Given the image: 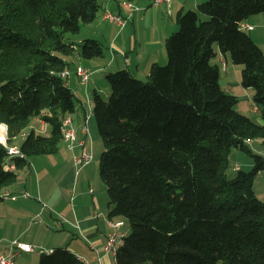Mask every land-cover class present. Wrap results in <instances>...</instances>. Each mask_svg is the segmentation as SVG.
<instances>
[{"label": "trees", "instance_id": "1", "mask_svg": "<svg viewBox=\"0 0 264 264\" xmlns=\"http://www.w3.org/2000/svg\"><path fill=\"white\" fill-rule=\"evenodd\" d=\"M101 9L100 0H0V124L8 145L23 136L24 156L8 169L0 142V202L20 166L59 151L64 120L77 107L62 72L77 51L89 59L104 55L97 40L79 50L66 35L80 33ZM259 13L264 0H206L199 11L180 12L179 30L165 40V66L154 63L146 82L128 70L108 74L107 100L95 91L110 217L131 227L117 264H264V200L254 191L264 157L250 148L254 140L264 144V123L236 109L237 96L221 87L220 68L211 62L217 43L244 66L241 83L254 88L264 121V51L240 28ZM33 119L51 133L30 129ZM233 149L248 151L254 165L230 178ZM37 264L81 262L59 247L44 251Z\"/></svg>", "mask_w": 264, "mask_h": 264}, {"label": "crops", "instance_id": "2", "mask_svg": "<svg viewBox=\"0 0 264 264\" xmlns=\"http://www.w3.org/2000/svg\"><path fill=\"white\" fill-rule=\"evenodd\" d=\"M124 2H118L113 12L121 15L127 20L132 16V25H134L137 18L136 11L139 9L135 10L134 8L125 7L123 5ZM108 3L111 10L113 7L112 0H107L106 5H108ZM130 3H132V1ZM175 4L174 6L177 8V2H175ZM195 5H200L199 0H197ZM161 6H165L171 16L176 11L175 9L173 10V1L170 4L164 3ZM106 7L107 6L104 8L103 6V19L107 11H109ZM183 11L184 7H181L176 13L178 15V13ZM247 23L253 25L250 22ZM113 24L118 28L120 27L117 23ZM172 28L176 29L177 25H173ZM169 31L171 30L164 26L163 33L158 37L166 40L170 33ZM155 41L156 40L149 38L147 47L140 44L137 48L136 42L133 46L128 45L127 42L117 44L114 39L111 38L109 46L110 57L108 61L103 63V67L98 66L93 72H104L106 74L108 73L107 71H109L108 74H110L119 70H128L136 75L140 71H148L147 73L149 75L150 68L154 63L160 64L167 59L165 46L162 50H156L154 47ZM142 49L146 50L143 51ZM134 51H137V54L132 53ZM226 64L228 67L227 57ZM136 77L139 78V76ZM74 81L79 83L77 76H75ZM238 83L237 79L234 84ZM68 85L72 88L71 80L68 82ZM73 90L78 99H80L81 95L78 90ZM86 93L88 95L86 100L90 99L89 93L87 91ZM230 93L233 94L232 92ZM255 108L257 109L256 106ZM255 108L253 110H255ZM87 109L85 102L81 99V105H79V107L77 106L75 113L70 116L76 128L78 139L85 141L86 149L89 135L91 134L92 137H95L96 132V123L93 120V115L87 120V116L90 115V110ZM36 122L37 125L42 126L43 130L44 126L47 128V124L43 121L36 119ZM85 124L89 127L88 134L83 131V126ZM32 128L37 130L34 125L30 126V129ZM15 141L14 146H20L21 142L16 144ZM61 144H63L62 147ZM61 144L59 151L53 156L57 158L62 148L67 149V155L70 156V169L61 170L63 174L61 175V179L56 185L46 190V201L43 198L45 189H43L41 185H37L34 189V186L28 188L27 184L16 183L3 190L9 192L11 196H16V199L9 197L0 202V252H8L10 242L19 239L44 250L21 253L17 257V264H37L44 251L50 253L59 247L68 248L74 252L77 257L85 258L94 264L99 262L98 259H101L103 264H117L116 257L112 252H108L105 246L108 234L113 229L110 225V220L125 221V219L122 217H110L113 205L110 203L105 183L103 182L105 187L100 185L97 181L98 173H93L90 169H87V167L80 170L77 174L76 170L71 167L73 163L71 160L73 158L71 151L66 145L67 143L64 141ZM73 150L80 153L82 148L77 146L75 149H72V151ZM72 153H74V151ZM26 162L24 165H26ZM11 163L16 167V160L13 161L11 159ZM31 164L29 165L30 170ZM15 167L13 169H15ZM26 172L27 171L24 170V174H26ZM90 189H93V192H91ZM25 193H29V196H26ZM48 210L49 216L52 219L51 222H53L55 229L62 230L61 233L52 234L51 230L48 231L49 228H51L50 221L46 218ZM43 217L46 220H40L39 222V219ZM45 221L46 225L43 224ZM126 226L127 224L125 221L124 225L119 230L128 234V230L125 229Z\"/></svg>", "mask_w": 264, "mask_h": 264}, {"label": "rangeland", "instance_id": "3", "mask_svg": "<svg viewBox=\"0 0 264 264\" xmlns=\"http://www.w3.org/2000/svg\"><path fill=\"white\" fill-rule=\"evenodd\" d=\"M125 1V0H124ZM123 0H112L113 7L110 10L109 3L106 5L107 0H100V3L102 4V9L98 13L97 18L92 22L91 24H83L80 33L76 34H67L66 40L67 41H74L76 44L77 49H81L83 45L86 43V40L92 39L97 40L99 44L102 46V50L104 51V55L100 57H96L93 59L85 58L81 56L80 52L77 51L74 56L70 57L69 60L72 64V67L70 68L71 75L67 77V82L71 80L72 82V88L77 89L80 93L81 97L78 99L76 96V106L79 107L81 105V99L83 102H85L87 108L90 110L89 113L94 108L95 101H94V93L95 91L99 92L104 99H108L109 95L111 94L110 85L107 81V74L108 73H94L93 70H95L98 66L103 67V63L107 62L109 59L110 51L109 46L111 42V38L114 39V41L117 44H121L124 42H127L128 45L133 46L134 43H137V48L142 44L143 46L147 47L148 39L151 38L152 40H156L154 47L156 50H162L165 46V40L160 39L158 36H160L163 33L164 26H166L170 33L168 35L171 36L173 33L177 32L180 28L179 23L177 22V10H179L181 7H184L183 12H187L189 10H195L199 11V6H196L195 3L197 0H172L173 1V10L175 9V13L171 16L168 13V10L165 6L160 5H154L153 0H133L132 3L136 7H138V11H136V21L134 25H132V16L128 19L127 24L124 27H117L115 24L116 22H112L110 20H105L102 18V15L104 13L103 6H107V13L116 14L113 11L116 9L118 2H124ZM206 1V0H205ZM203 0H199L200 4L205 2ZM177 2V8H175ZM175 4V6H174ZM135 12V11H134ZM200 18L202 21L208 20L209 16L205 15L203 13H200ZM247 22H250L254 26V30L248 31V33L252 36L254 41L263 49L264 51V13H259L256 15H252L249 19H247ZM129 25V26H128ZM177 25L176 29H173L172 26ZM132 27V28H131ZM158 37L157 39H155ZM167 37V38H168ZM214 49L216 51V56L212 59V64L218 65L220 68V85L226 92H232L235 96H237L239 102L236 105V109L251 117L254 121L258 122L259 124H263L264 121L261 117V113L259 109L257 110L255 108V103L253 100V96L255 93L254 88H245L241 83L242 78V70L243 65L235 64L232 60V57L230 53L224 54L219 45L216 43L214 45ZM145 51L146 49H142ZM134 54H137V51L132 52ZM167 55V52H166ZM124 56V54H123ZM144 56V55H143ZM226 57L228 59V67L226 64ZM168 63V57L166 61H162L161 66H165ZM81 65L84 68L90 69L93 73L91 75V79L87 83V85L81 83L79 80V83L74 81L76 74V68ZM148 72V71H147ZM140 71L134 76H139V79L146 82L148 78V73ZM79 79V78H78ZM238 79V84H234L235 81ZM100 88V89H99ZM230 90V91H229ZM86 91L89 93L90 99L86 100V97H88ZM90 100V101H89ZM255 108V110H253ZM87 109V110H88ZM256 111V112H255ZM94 122L96 123V119L93 117ZM36 127V129L41 132L42 134L49 135L51 133V128L49 125H47V128L44 126V130L42 129L41 125H37L36 119L32 120V124ZM29 132V129L26 130ZM0 135L3 136L0 137V140L7 141L8 139V130L6 125L0 124ZM17 139V140H16ZM15 142L16 144H19L22 137L16 138ZM87 143V152L90 155V161L85 167L87 169H90L93 173L97 172V181L100 185L105 187L101 176H100V161H101V155L105 150L104 140L102 139L101 135L99 134L97 124H96V132L95 137H92L91 134L89 135ZM64 142V141H63ZM66 142V141H65ZM6 143V142H5ZM68 149L71 151L72 154V160L73 162L71 164V167L76 170V173L78 171V167L75 164L74 157L77 151L73 150L74 153H72V148L68 145V142H66ZM63 144H61V147ZM250 148L255 154H260L264 157V144L261 140H254L250 142ZM68 151L65 148H62L59 152V155L57 158H54L53 155H39L31 158V162H26V165L20 166L19 169L16 170V180L13 183L14 185L17 184H27L28 188L31 186H34V189L37 187V185H41L43 189H45V193L43 195L44 200L46 201L47 193L46 190L58 183V181L61 179L62 172L61 170H69L70 169V156L67 155ZM70 154V155H71ZM56 159V160H55ZM13 159V161H15ZM230 167L227 170V175L230 178H233L236 176L237 168L239 167L243 171H250L254 165V158L248 151H244L241 149H233L230 155ZM32 163V164H31ZM31 164V170L30 165ZM84 167V168H85ZM82 168V169H84ZM81 169V170H82ZM24 170L27 171L26 174H24ZM60 171V172H58ZM21 172V173H20ZM32 174V176H31ZM11 184V185H13ZM10 185V186H11ZM254 191L256 193V196L260 200H264V171L255 179L254 182ZM6 193L7 191H3ZM34 192V191H33ZM3 198L2 201H4ZM1 201V202H2ZM46 218L50 221V226L48 231H52V234L61 233L62 230L55 229V226L53 225V222L51 217L49 216V210L46 214ZM40 220H46L44 217L39 219ZM126 221V228L128 230V234L131 232V227L129 223ZM46 225V221L43 223ZM38 250L37 252H39ZM17 264V259H16ZM19 264V263H18Z\"/></svg>", "mask_w": 264, "mask_h": 264}, {"label": "built area", "instance_id": "4", "mask_svg": "<svg viewBox=\"0 0 264 264\" xmlns=\"http://www.w3.org/2000/svg\"><path fill=\"white\" fill-rule=\"evenodd\" d=\"M164 3L170 4L171 0H154V5H160V4H164ZM123 5L125 6L124 3H123ZM136 9H138V8H136ZM104 19L110 20L112 22H116L121 27H124L128 22V20L126 18L122 17L121 15L112 14V13H107ZM240 28L242 30H247V31L254 30V26L250 25L246 22L241 23ZM92 73L93 72L90 69L84 68L81 65H79L76 68L77 77L79 78L81 83H83L85 85H87V83L91 79ZM70 75H71V71L68 68L66 77H69ZM90 117H91V113H90V115L87 116V120H89ZM65 120L68 123V132H69V140L66 142L69 143V146L72 149H75L77 146L82 148V151L80 153H77L74 157L75 164L78 167V171H77V174H78L79 171L82 168H84L85 165H87L89 163L90 155L87 152L85 141L78 139L76 130H70L71 118L68 117ZM83 131L86 134L89 133V127L87 124H85L83 126ZM16 152H19L22 154L21 150L16 151ZM13 166H14L13 164H8L7 168L12 169ZM90 191L93 192V189H90ZM25 195L29 196V193H25ZM9 197L16 199V196H11L10 194H7V196H3V198H9ZM124 223H125V221H123V220H116V221L110 220V225L113 229L108 234V239H107V243L105 246V249L108 252H112L113 244L117 241L118 236L120 234H123V232H121L119 229L124 225ZM36 250L42 251V248H40V247L37 248L36 246H34L30 243L23 242L19 239L12 240L9 244L8 252H0V264H16V259L21 253H31V252H34ZM98 261L99 262L97 264H103L101 259H98ZM85 264H94V263H91L90 261L85 259Z\"/></svg>", "mask_w": 264, "mask_h": 264}, {"label": "bare ground", "instance_id": "5", "mask_svg": "<svg viewBox=\"0 0 264 264\" xmlns=\"http://www.w3.org/2000/svg\"><path fill=\"white\" fill-rule=\"evenodd\" d=\"M172 2V0H171ZM125 6L128 7V8H135L134 4L128 2V1H125L124 2ZM138 8V7H136ZM107 14V13H106ZM105 14V16H106ZM105 18V17H104ZM68 69V68H67ZM67 69H65L64 72H62V76L63 77H66L67 76ZM93 115V113L91 112V116ZM70 130H76L74 124H73V120L71 119V123H70ZM62 133H63V140L64 141H68L69 140V132H68V123L66 120H64V123H63V128H62ZM3 135H0V137H2ZM3 139H4V136H3ZM2 143H4L8 149V164H12L11 163V159H13V157H24L23 154L19 153V152H16V151H20L21 148L18 147V146H14V145H8L7 143H5L6 141H2L0 140ZM7 164V166H8ZM15 166L12 167V169L14 168ZM3 192V191H2ZM7 194H10L9 192H6V193H2V196H7ZM127 233H123V234H120L117 238V241L113 244V247H112V253L114 254V256L116 257L117 255V252L119 250V248L122 246L123 244V241L126 237ZM44 249H42L43 251ZM52 252V251H51ZM81 264H85V258H79Z\"/></svg>", "mask_w": 264, "mask_h": 264}]
</instances>
